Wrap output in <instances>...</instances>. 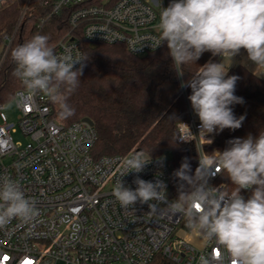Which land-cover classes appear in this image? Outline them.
Returning <instances> with one entry per match:
<instances>
[{
    "label": "built area",
    "instance_id": "2783aa9c",
    "mask_svg": "<svg viewBox=\"0 0 264 264\" xmlns=\"http://www.w3.org/2000/svg\"><path fill=\"white\" fill-rule=\"evenodd\" d=\"M171 2L161 0V6ZM160 11V0H54L53 14L66 12L69 28L53 49L57 55L83 57L84 38L123 44L132 54L144 56L166 45L152 47ZM22 95L27 96L24 87L14 98L16 120L0 106V177L15 180L26 198L35 201L38 215L30 223L13 219L0 227V264H219L213 257L222 252L214 242L203 240L188 228L186 218L170 211L175 170L167 154L151 157L142 172L121 177L134 152L95 159L94 126L83 120L66 126L54 116L47 95L37 93L21 103ZM199 126L190 109V119L178 127V141L195 144L197 165L204 152L221 151L218 146L209 150L216 133L206 135L213 140L206 144ZM19 133L28 139L26 144L15 141ZM221 174L210 177L209 185L225 188L218 182ZM137 175L162 181L167 199L122 207L113 188L121 179L135 189ZM223 256V264H229L227 254Z\"/></svg>",
    "mask_w": 264,
    "mask_h": 264
},
{
    "label": "clouds",
    "instance_id": "9594fccd",
    "mask_svg": "<svg viewBox=\"0 0 264 264\" xmlns=\"http://www.w3.org/2000/svg\"><path fill=\"white\" fill-rule=\"evenodd\" d=\"M160 7L159 33L152 47L166 43L178 77H183L184 67L196 64L205 52L221 57L220 62L210 59L180 85L191 89L188 100L200 121L199 137L211 144L213 140L206 135L237 130L245 120L244 115L237 118L232 108L244 103L235 95L239 77L228 75L231 65L225 68L224 61H233L244 49L248 60L264 69V0H172L167 7H162L160 0ZM48 41V36L37 34L12 49L13 75L27 94L21 96V103L43 93L58 105L60 117L67 119L75 111L68 100L79 87L86 58H73L70 53L57 55ZM77 63L79 68L75 67ZM227 144L222 152L214 150L199 156L194 173L188 158L183 159L173 173L180 183L178 196L169 208L186 218L188 228L203 240L214 242L222 252L213 257L219 264H223V254H227L229 264H264V130L256 136L230 139ZM150 162L151 156L134 155L126 161L121 177L142 172ZM222 172L234 186L231 193L223 184L208 183L210 177ZM133 183L135 189L119 179L113 188L112 194L122 207L167 199L162 181H146L137 175ZM241 190H251L248 199ZM149 207L153 206L149 203ZM37 215L35 201L26 198L19 184L11 177H0V227L13 219L30 223Z\"/></svg>",
    "mask_w": 264,
    "mask_h": 264
},
{
    "label": "trees",
    "instance_id": "16d2710c",
    "mask_svg": "<svg viewBox=\"0 0 264 264\" xmlns=\"http://www.w3.org/2000/svg\"><path fill=\"white\" fill-rule=\"evenodd\" d=\"M53 2L0 0V106L13 100L24 87L13 75L12 49L37 34L48 36L53 48L68 31L66 12L53 14ZM80 45L86 60L82 61L79 87L68 100L74 114L61 118L58 105L53 104L54 116L66 126L86 118L93 121L97 132L92 151L95 159L131 152L152 158L170 154L174 170L187 157L194 173L198 167L196 146L178 141L179 124L190 119L192 110L188 100L191 89L180 85L182 80L191 79L200 66L210 59L219 62L220 57L205 52L196 64L184 67L183 77H178L171 67L167 45L144 56L132 54L123 44L92 43L81 38ZM228 75L239 77L235 95L242 97L244 103L232 108L237 118L244 115L245 120L237 130L216 133L215 144L209 150L218 146L222 152L228 147V140L248 134L256 136L264 130V79L244 65L231 68ZM218 182L226 184L224 189L228 193L233 191L226 172H222ZM179 183L173 176L171 191L175 199ZM250 194L251 190H241L245 199Z\"/></svg>",
    "mask_w": 264,
    "mask_h": 264
},
{
    "label": "rangeland",
    "instance_id": "374dc122",
    "mask_svg": "<svg viewBox=\"0 0 264 264\" xmlns=\"http://www.w3.org/2000/svg\"><path fill=\"white\" fill-rule=\"evenodd\" d=\"M0 53H1V51H0ZM246 58H247L246 50L241 49L240 54L237 55L236 57H234L233 61H224L225 68H228L231 65L228 69V71H229L231 68L236 67L237 65H245L246 63L248 64V62H246L247 61ZM220 61H221V57L219 58V62ZM4 111L8 114L10 120H16L17 119L18 112H17L15 99L7 102L4 105ZM193 114H194V112H193ZM14 138H15V141H20L23 144H26L28 142V139L23 137L20 133L15 134ZM167 155H168V158L171 159L170 154H167ZM198 243H199V241H198Z\"/></svg>",
    "mask_w": 264,
    "mask_h": 264
},
{
    "label": "crops",
    "instance_id": "0c3cea01",
    "mask_svg": "<svg viewBox=\"0 0 264 264\" xmlns=\"http://www.w3.org/2000/svg\"><path fill=\"white\" fill-rule=\"evenodd\" d=\"M246 60H247L246 62H248V64L246 63L244 66L248 67L251 71H253L258 76H260L264 79V69H258L251 61L248 60V58H246Z\"/></svg>",
    "mask_w": 264,
    "mask_h": 264
},
{
    "label": "water",
    "instance_id": "95a60500",
    "mask_svg": "<svg viewBox=\"0 0 264 264\" xmlns=\"http://www.w3.org/2000/svg\"><path fill=\"white\" fill-rule=\"evenodd\" d=\"M28 5H29V4H28ZM28 5H27V7H26L25 11L27 10V8H28ZM25 11H24V13H23V16H24V14H25ZM23 16H22V17H23ZM8 53H9V49H8V50H7V52L5 53V56H4L3 60H2V64H3L4 60L6 59V57H7ZM83 121H84V122H86V123H88V124H89V125H91V126H94V123H93V121H92V120H90V119H88V118L84 119Z\"/></svg>",
    "mask_w": 264,
    "mask_h": 264
}]
</instances>
